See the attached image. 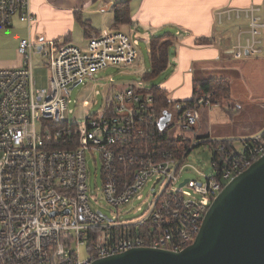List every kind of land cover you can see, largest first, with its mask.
Here are the masks:
<instances>
[{
    "label": "built area",
    "instance_id": "1",
    "mask_svg": "<svg viewBox=\"0 0 264 264\" xmlns=\"http://www.w3.org/2000/svg\"><path fill=\"white\" fill-rule=\"evenodd\" d=\"M30 1L0 0V28L9 29L17 19L28 32L18 48L23 67L0 70V264H92L130 250L178 253L190 247L227 184L264 157V131L237 145L214 142L212 171L204 174L186 163L201 142L194 141L181 156L163 149V115L154 108V96L143 93L146 88L129 85L107 95L98 113L68 123L70 89L110 66H134L139 51L131 36L114 30L92 38L86 48L36 44L32 28L37 17ZM262 14L255 6L215 14L220 25L224 18L248 20L233 47L237 58L264 56ZM37 52L50 73L46 88L38 87L34 78ZM198 106L176 104L182 128L193 138L200 109L221 107L210 96ZM87 154L99 156L103 199L117 210L128 206L150 182L153 192L159 186L143 218L124 222L93 209ZM190 168L201 180L182 181ZM185 187L201 199L178 191Z\"/></svg>",
    "mask_w": 264,
    "mask_h": 264
},
{
    "label": "crops",
    "instance_id": "2",
    "mask_svg": "<svg viewBox=\"0 0 264 264\" xmlns=\"http://www.w3.org/2000/svg\"><path fill=\"white\" fill-rule=\"evenodd\" d=\"M130 1V23L115 26V8ZM33 14L37 23L33 25L34 42H56L60 45H74L86 48L89 40L107 31L118 29L121 32L136 34L151 29L150 38L161 35L171 36L170 73L160 85L166 89L169 99L176 103H188L193 99L194 84L209 79H226L232 91V79L226 77L230 72L240 70L243 78L264 70V57L246 55L237 58L233 47L238 34L245 32L248 20L223 19L220 25L215 14L226 9H246L255 6L264 11V0H31ZM264 18V14H262ZM25 25L15 19L8 29L0 28V70H16L23 67V59L18 52L19 43L28 36ZM149 42V40H148ZM149 46V45H148ZM36 54L40 55L39 52ZM41 56V55H40ZM169 70V69H168ZM167 70V71H168ZM165 75V74H163ZM125 89V88H124ZM115 93V92H112ZM110 93V94H112ZM233 95V91H232ZM257 94L251 98L257 99ZM264 97V96H263ZM263 99V98H262ZM232 100V98H231ZM220 108H201L197 135L185 134L184 138L196 142H238L250 139L264 131V120L257 126L234 125L236 118H226L225 113L234 115L243 111L244 105L231 102ZM231 103V104H230ZM230 106L225 108V105ZM262 112L264 103L256 105ZM228 110V111H227ZM229 118V117H228ZM235 131H223L218 128ZM208 145V144H207ZM212 145H209L211 148Z\"/></svg>",
    "mask_w": 264,
    "mask_h": 264
},
{
    "label": "rangeland",
    "instance_id": "3",
    "mask_svg": "<svg viewBox=\"0 0 264 264\" xmlns=\"http://www.w3.org/2000/svg\"><path fill=\"white\" fill-rule=\"evenodd\" d=\"M149 32H151V29L142 30L136 34L132 33L133 43L140 55L134 66L130 68L110 66L107 69L96 73L92 77L86 78L75 89L68 92V95H66L68 103L66 118L68 123H73L74 121L80 123L83 122V119L88 113H92L91 115L98 113L104 105L106 96L110 95L112 92L122 91L129 85L143 88H151L153 85L160 86L164 80L167 79L170 74L168 73L170 68L165 72V75H162L153 82L143 81L144 74L150 72L151 69L148 46V40L150 37V34H148ZM45 64V59L41 58L38 54L34 55V78L37 86H40V88L48 87L50 81V73ZM239 72L240 70L238 69L234 72L229 71V75L226 77L232 79L233 95L231 102L235 107L239 106L237 101L242 103L244 105L243 111L238 115L236 114L237 109H233L232 112L234 115L225 113V116H227L226 118L230 122V117L236 118V121L234 122V125L236 126L242 122V124H248L247 126L251 128V126H257L259 122L264 120V110L261 112L260 109L258 110L256 107V105L264 103V70L258 73H252L250 75L251 78L245 79L244 81H241L243 76L241 74L239 75ZM252 94H257V99L251 98ZM180 104L185 105V103H179V105ZM230 104L225 105V108L227 106L229 107ZM222 106L223 105H221V107ZM169 112L172 114V120L164 131L166 136L171 140L187 136L182 128L181 115L176 104L171 105ZM235 129L236 128L234 127L232 130L235 131ZM217 130H219V133H222L223 131H232L231 128L224 130L222 127ZM94 157L91 154H87L86 157V167L88 168V195L90 196L93 209L99 210L103 215H107L111 219L116 220L118 218L120 221L124 222H132L134 220H139L141 217L143 218L153 204L155 196L158 195L160 189L159 186L158 190L153 192L152 186L154 182H150L128 206L117 210L109 206L103 199L102 162L97 154H94ZM211 158L212 151L209 148V145L202 144L190 152L186 163L190 164L201 173L211 174ZM187 179L198 181L201 180V176H198L196 171L190 168L185 171L182 181ZM178 191L188 198L195 200L201 199V196L197 195L189 188L185 187ZM81 250V257L84 259L86 258L87 253L84 247Z\"/></svg>",
    "mask_w": 264,
    "mask_h": 264
},
{
    "label": "water",
    "instance_id": "4",
    "mask_svg": "<svg viewBox=\"0 0 264 264\" xmlns=\"http://www.w3.org/2000/svg\"><path fill=\"white\" fill-rule=\"evenodd\" d=\"M171 120L172 114L164 112L160 130ZM92 264H264V157L227 184L190 247L178 253L130 250Z\"/></svg>",
    "mask_w": 264,
    "mask_h": 264
},
{
    "label": "trees",
    "instance_id": "5",
    "mask_svg": "<svg viewBox=\"0 0 264 264\" xmlns=\"http://www.w3.org/2000/svg\"><path fill=\"white\" fill-rule=\"evenodd\" d=\"M130 1L121 3L115 8V26L126 25L130 23ZM114 31H118L115 29ZM101 35V34H100ZM97 35V36H100ZM96 36V37H97ZM149 55L151 61L150 72L143 76V81L153 82L160 78L168 70L170 66V56L172 39L171 36H158L149 39ZM193 99L186 103L189 107L199 108L198 102L207 96H210L212 102L222 103L229 102L232 98V91L229 82L226 79H209L203 82H196L194 84ZM152 94L155 98V107L158 114L161 116L164 112L169 111L171 105L177 104L169 99V94L166 89L160 86L153 85L151 88H146L143 93ZM160 140L165 150L177 151L183 155L189 148L192 147V140L186 138H179L171 140L164 132L160 133ZM214 145L213 143H204ZM202 145V144H201ZM199 145V146H201ZM198 146V147H199Z\"/></svg>",
    "mask_w": 264,
    "mask_h": 264
},
{
    "label": "bare ground",
    "instance_id": "6",
    "mask_svg": "<svg viewBox=\"0 0 264 264\" xmlns=\"http://www.w3.org/2000/svg\"><path fill=\"white\" fill-rule=\"evenodd\" d=\"M201 143L204 144V143H209V142L204 141V142H201ZM162 147H163V145H162ZM163 149H164V147H163ZM164 150H165V149H164ZM166 151H171V150H166ZM171 152H176V153L179 154V156H181V154H180L179 152H177V151H171Z\"/></svg>",
    "mask_w": 264,
    "mask_h": 264
}]
</instances>
